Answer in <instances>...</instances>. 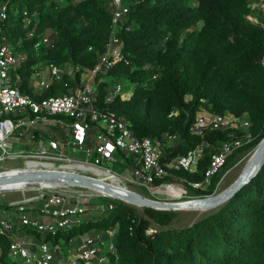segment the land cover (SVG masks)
<instances>
[{
    "label": "trees",
    "instance_id": "trees-1",
    "mask_svg": "<svg viewBox=\"0 0 264 264\" xmlns=\"http://www.w3.org/2000/svg\"><path fill=\"white\" fill-rule=\"evenodd\" d=\"M0 1L8 5L3 27L12 24L10 41L26 56L13 73L21 77L24 93L33 94L35 72L46 70L42 65L74 66L75 76L66 73L64 78L75 85L107 50L114 29L111 0ZM125 4L129 12L116 31L124 55L107 74L95 76V106L126 118L140 138L178 135V143L164 150L166 161L205 147L196 170L172 169L155 184L166 179L189 185L203 181L211 163L206 150L232 140L233 133L243 136L229 128L203 136L193 133L202 109L247 117L251 138L245 147L258 145L264 138V18L261 22L249 18L252 0H125ZM26 15L31 17L28 27ZM45 35L50 36L49 43L43 42ZM118 78L133 85V95L108 100L114 89L109 86ZM61 91L67 92L55 82L41 96ZM242 146L211 178V192ZM116 157L115 166H134L135 158L124 151ZM90 203V215L67 233L55 235L53 245L62 238L69 245L76 234L94 230L106 240L114 233L115 250L107 251L108 264H264V162L216 211L185 226L172 225L165 212L152 207H147L148 216H142L122 202ZM152 219L160 226L155 227ZM50 237L45 234L44 242ZM10 243L9 235L0 234V264H23L11 256Z\"/></svg>",
    "mask_w": 264,
    "mask_h": 264
},
{
    "label": "built area",
    "instance_id": "built-area-1",
    "mask_svg": "<svg viewBox=\"0 0 264 264\" xmlns=\"http://www.w3.org/2000/svg\"><path fill=\"white\" fill-rule=\"evenodd\" d=\"M111 5L114 29L106 52L95 67L89 69L92 76L107 74L124 55L123 42L116 31L122 18L129 12V6L125 4V0H111ZM7 17L8 5L1 2L0 161L22 158L26 164L24 167H14L0 173L10 170L20 172V180L7 181L15 183L7 189L24 187L27 184H36L44 189L36 196L10 201L8 202L10 206L0 207V234L11 237L10 254L21 259L23 264H108V256L102 254L100 246L107 245L109 251L115 250L113 232H110L109 240L104 239L101 232L94 236H86L67 255L50 247L47 242H42L37 247V252L31 251L23 240V233L31 228L45 234L57 235L80 225L82 222L80 216L87 212L92 199L88 197L94 196L95 193L79 191V188H86V185L74 183L72 181L74 178L67 173L84 174L83 171L89 170L94 172V176H87L117 187L122 185L112 183L110 176H115L121 182L131 181L139 186L151 188L156 178L170 175L172 169L196 170L199 160L204 155V146L199 145L187 154L176 156L169 161L164 160V150L178 143V135L167 133L156 139L138 137L126 118L95 106L96 84L91 82V78L83 85L77 83L72 85L64 78L66 73L69 75L70 73L57 64H50L45 70L46 74L35 72L33 94L22 92L21 77L13 73L26 56L15 50L4 31L3 23ZM24 21L28 27L31 17L26 15ZM34 31L35 28L29 36H32ZM43 42L49 43L50 36L45 35ZM40 43L42 41L37 43V46ZM55 82L67 92L41 96ZM126 86L124 83H116L108 100L117 95L130 98L133 89H126ZM250 126L247 117L239 118L231 113L220 115L209 112L206 115H197L192 126L193 133L203 136L214 129L229 128L242 131L243 136L233 133L232 140L222 143L211 154V163L205 173V179L192 182L194 188L209 186L211 178L226 164L233 151L243 144L242 137L251 138ZM51 127L54 130L50 129ZM59 132L64 135L61 137ZM15 143L20 145L15 146ZM71 147H75L82 155L68 154L67 150ZM118 151H124L127 157L135 158L131 169L132 179L107 166V163L117 161ZM34 161L38 165H30ZM97 170L101 172L98 173ZM41 172H47L48 175ZM90 188L101 195L111 196L107 191Z\"/></svg>",
    "mask_w": 264,
    "mask_h": 264
},
{
    "label": "rangeland",
    "instance_id": "rangeland-1",
    "mask_svg": "<svg viewBox=\"0 0 264 264\" xmlns=\"http://www.w3.org/2000/svg\"><path fill=\"white\" fill-rule=\"evenodd\" d=\"M77 2L78 0H74ZM3 1H0V3ZM249 18L255 22H261V20L264 18V0H252V14L249 16ZM12 28V24L6 23L4 25V31L6 35L8 36L9 40L10 37L7 33H9L10 29ZM11 40H13L11 38ZM12 43V42H11ZM13 47L14 44L12 43ZM43 68L47 69L48 66L42 65ZM40 66V67H42ZM65 71L70 73L72 77L75 76V68L72 65H66L64 67ZM89 69H86L83 74H82V80L80 82H77V84H84V82H87L89 78H91V82H94L95 75L92 76L89 73ZM124 83L123 78H118L115 81L111 83L109 88L111 89L114 87L116 83ZM134 83H137V81H134ZM130 85V84H129ZM126 86V89H134L133 85ZM130 93H127L129 95ZM209 112L205 109H202L199 111L198 115H206ZM54 130L52 127L50 128ZM243 140V146L241 149L236 150L235 156L231 159L230 163L227 165L226 168L223 169L222 171V176L220 181L217 183V186L213 192L210 191L209 186H204L202 188H194L191 184H187L185 180L181 179H174V180H163L159 184H154L151 188L147 187H142L139 186L138 184H135L131 181H125L122 180V185L125 186L130 191H133L136 196L135 197H146L149 199H153L159 202H166V203H176V202H186V201H191V200H198V199H203L207 201H212L217 199V197L225 194L230 190V188L233 186V184L244 174L246 169L248 167H255L256 166V160H257V155L259 153V150L261 148V143L260 142L258 145H253V146H248L245 147V145L250 141L246 137H242ZM20 144L15 143V146H18ZM217 148L215 146H211L210 149H207L206 152L209 154H212ZM205 150V147H204ZM68 154H72L73 156H81V152L77 150L75 147H71L70 149L67 150ZM255 158V159H254ZM252 160V161H251ZM25 160L20 158L17 160H3L0 161V171L3 170H9L14 167H24ZM114 161L111 163H107V166L109 165L111 168L116 170L119 174L124 175L130 179L133 178L132 175V168H127L122 167V166H115ZM38 164L37 162H31L30 165L33 164ZM122 165V164H119ZM121 167V168H120ZM84 174L86 175H93L94 172L85 170L83 171ZM65 188V187H64ZM44 189L41 186H38L36 184H27L24 187H19V188H14V189H7L3 190L0 189V203L4 202H10V201H15V200H21L25 199L27 197H33L39 194V192ZM82 193H88V194H94V196L91 195L92 198L91 200H94L96 203H105L108 202L110 203L111 201H118L122 202L125 204H128L132 208H135L137 212L142 215V216H148L149 211L147 210V207H152L148 206L145 204H141L138 201H131L125 198L121 197H116V196H106V195H101V193L94 191V189H91L90 186H86V188H79ZM199 189V190H198ZM97 195V196H95ZM103 197V198H102ZM92 202V201H91ZM221 203H205V204H200L199 207H192L190 208L189 206L184 208H155L157 210H162L165 212V214L170 218V222L172 225L175 226H185L188 224H191L206 215L214 212L217 210V208L222 204ZM91 205V203L89 202ZM89 206V205H88ZM88 212V213H87ZM84 214H81L82 220H85L84 218L87 217V215H90V211H87ZM74 219V217H72ZM153 225L156 227L160 226L159 223L152 219ZM65 233L68 231L65 230ZM96 233L94 230L92 231H87L84 232L83 234H76L74 238L72 239L71 242H69V245L66 244V240L64 238L61 239L60 243L57 245H53L55 235L52 234L51 237L47 240V243L49 244L50 247H54L58 250H61L64 255L70 254L71 250L75 249L85 238L86 236H94ZM45 238V233L44 232H39L37 230H34L30 233H25L23 234V240L25 241L26 246L33 252H37L38 249L37 247L44 242ZM102 250V254H106L108 249L107 245H102L100 246Z\"/></svg>",
    "mask_w": 264,
    "mask_h": 264
},
{
    "label": "water",
    "instance_id": "water-1",
    "mask_svg": "<svg viewBox=\"0 0 264 264\" xmlns=\"http://www.w3.org/2000/svg\"><path fill=\"white\" fill-rule=\"evenodd\" d=\"M261 148L259 150V153L257 155V160H256V166L251 168V167H248L246 169V171L244 172V174L233 184V186L230 188V190L228 192H226L225 194L217 197V199L215 200H212V201H207V200H203V199H198V200H191V201H186V203H166V202H159V201H156V200H153V199H149V198H146V197H129V196H126L124 195V193H122L120 190H122L121 188H124V187H117V186H114L112 184H108V183H105L103 182L102 180H99L100 183H96V182H92L90 180L89 177L91 176H87L85 174H73V173H67L68 176H72L74 179H72V181L74 183H81V184H84L86 186H90V187H95V188H98L100 190H104V191H107L109 192L112 196H116V197H121V198H125V199H128V200H131V201H138L139 203L141 204H145V205H148V206H152V207H158V208H175V209H178V208H181V207H185V206H192L193 202L195 201H199V203L201 204H207V203H221V202H224L225 200H227L239 187H241L243 184H245L246 182H248L257 172L258 170L260 169L261 165L263 164L264 162V138L263 140L261 141ZM41 173H44L46 175H48L47 172H41ZM77 179V180H75ZM96 179V178H94ZM4 181H9L10 178H4L3 179ZM102 183V184H101ZM105 184V185H104ZM109 187V188H106V187ZM3 190H6V189H3ZM184 205V206H183Z\"/></svg>",
    "mask_w": 264,
    "mask_h": 264
},
{
    "label": "bare ground",
    "instance_id": "bare-ground-1",
    "mask_svg": "<svg viewBox=\"0 0 264 264\" xmlns=\"http://www.w3.org/2000/svg\"><path fill=\"white\" fill-rule=\"evenodd\" d=\"M34 162H36V161H34ZM33 165H38V164L35 163ZM89 169H91V168H89ZM96 172L100 173L101 171L100 170H97ZM19 176H20V172H16L14 170L13 171L12 170L6 171L5 173H0V189H7L8 187H10L12 185H15V183H13V182L4 181L3 180L4 178H10L9 181H17L18 182V180H20L19 179ZM89 178H90V180L92 182L100 183V181L97 180V179H94V177H89ZM109 178H110V180H111L112 183L114 182L116 184L122 185L121 184L122 182L120 181V179L116 178L115 176H110ZM120 187H124V188H121L122 190H120L122 193H124V195L129 196V197H135L136 196V194L133 191H130L127 188H125L124 185H122ZM200 204L201 203H199V201H195V202H193L192 206L191 207L189 206V207L190 208H192V207H199Z\"/></svg>",
    "mask_w": 264,
    "mask_h": 264
},
{
    "label": "crops",
    "instance_id": "crops-1",
    "mask_svg": "<svg viewBox=\"0 0 264 264\" xmlns=\"http://www.w3.org/2000/svg\"><path fill=\"white\" fill-rule=\"evenodd\" d=\"M43 74H46L45 70L42 71ZM33 82H35V79L33 78ZM96 233V232H95Z\"/></svg>",
    "mask_w": 264,
    "mask_h": 264
}]
</instances>
